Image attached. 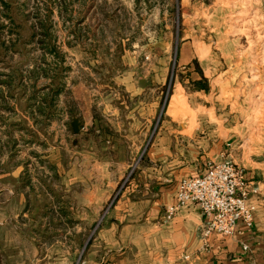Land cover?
Wrapping results in <instances>:
<instances>
[{
    "label": "rangeland",
    "instance_id": "374dc122",
    "mask_svg": "<svg viewBox=\"0 0 264 264\" xmlns=\"http://www.w3.org/2000/svg\"><path fill=\"white\" fill-rule=\"evenodd\" d=\"M127 88L136 103L143 94L152 112L167 122L171 116L175 123L167 126L182 131L183 138H205L218 127L225 129L221 138L231 141L232 136L233 141L236 136L246 146H256L258 128L264 125V0H0V159L9 156L30 165L24 187L36 196V213L18 222L36 232L28 229L26 234L58 238L59 232L37 230L79 220L63 213L61 198L50 205L58 214H45L47 200L40 198V186L31 183L53 174L51 187L61 193L64 173L51 168L41 145L32 148L30 141L42 142L48 124L39 120L38 132L27 131L29 98L55 96L59 125L52 140L62 148L71 133L68 114L91 106L97 111L100 95H108L110 105L117 100L130 105ZM98 135L91 134L90 148H101L95 145ZM90 148L84 161L63 151L51 160H62L66 168L84 164L76 173L87 176L120 174L117 166L94 168ZM96 153L104 163L115 160L116 152L101 148ZM120 153L129 158L132 152ZM137 153L122 171L119 192L148 168L147 152ZM150 169V174L160 170L159 165Z\"/></svg>",
    "mask_w": 264,
    "mask_h": 264
},
{
    "label": "crops",
    "instance_id": "0c3cea01",
    "mask_svg": "<svg viewBox=\"0 0 264 264\" xmlns=\"http://www.w3.org/2000/svg\"><path fill=\"white\" fill-rule=\"evenodd\" d=\"M49 87L53 90V86ZM129 90L126 89L127 93ZM99 99L95 104L98 112L91 106L77 110L74 115L68 114L66 126L71 133L62 148H57L52 140L59 125L53 110L55 96L51 99L47 95L42 100L29 98L25 112L29 117L27 131L38 132L40 121L48 124L42 142L33 143L32 138V148L41 145L48 156L46 161L53 165L51 168L57 167L64 173L60 178L61 193L51 187L56 182L53 174L37 177L31 183L40 186V198L47 200L45 214H58L50 205L61 198L65 206L63 213L79 216V220L73 224H44L37 230L49 235L59 232L58 238L45 240L33 236L34 228L18 222L36 213L33 206L36 196L30 186L24 187L30 165L5 156L0 159V264H264V125L258 128L257 145L250 148L236 136L233 141L232 136L231 141L221 138L225 129L218 127L208 137L189 139L181 136L182 131L167 126L175 123L171 116H168L171 122H167L166 117L152 112V105L145 104L143 94L136 103L134 94L129 93L126 99L130 105L122 100L110 105L106 102L108 95H100ZM75 120L79 123L78 134L72 128ZM108 129L109 136L105 131ZM197 131L193 134L197 135ZM91 134H99L95 145L112 155L116 152L115 160L104 163L98 157L96 151L101 148H90ZM21 141H26L23 136ZM88 147L95 151L94 168L103 171V167L117 166L120 174L87 176L76 173L84 164L70 163L72 166L66 168L62 160L55 163L51 160L54 154L58 152L61 156L63 151L73 154L74 160L84 161ZM122 149L132 152L131 157L122 158ZM144 151L148 162L146 172L136 177L128 189L119 192L124 179L122 171L136 160L132 157L134 152L138 155ZM221 160L244 168L250 191L248 203L255 208L254 216L250 226L240 225L231 238L212 236L204 240L201 236L204 218L199 207L181 208L169 221L165 215L168 208L177 204L176 186L181 180L199 176L211 162ZM156 165L160 170L150 174V168ZM107 208H110L108 214L100 224ZM28 229L33 235L25 233Z\"/></svg>",
    "mask_w": 264,
    "mask_h": 264
},
{
    "label": "built area",
    "instance_id": "2783aa9c",
    "mask_svg": "<svg viewBox=\"0 0 264 264\" xmlns=\"http://www.w3.org/2000/svg\"><path fill=\"white\" fill-rule=\"evenodd\" d=\"M249 195L244 168L229 160L211 162L203 174L177 184V204L167 209L165 219L172 220L181 208L197 206L204 218V240L231 238L240 225L252 223L255 208L248 203Z\"/></svg>",
    "mask_w": 264,
    "mask_h": 264
},
{
    "label": "water",
    "instance_id": "95a60500",
    "mask_svg": "<svg viewBox=\"0 0 264 264\" xmlns=\"http://www.w3.org/2000/svg\"><path fill=\"white\" fill-rule=\"evenodd\" d=\"M72 128H73V131H74L76 134L79 133V123H78V121L75 120V121L72 123Z\"/></svg>",
    "mask_w": 264,
    "mask_h": 264
}]
</instances>
